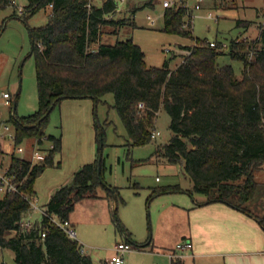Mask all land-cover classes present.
Masks as SVG:
<instances>
[{
  "label": "trees",
  "instance_id": "16d2710c",
  "mask_svg": "<svg viewBox=\"0 0 264 264\" xmlns=\"http://www.w3.org/2000/svg\"><path fill=\"white\" fill-rule=\"evenodd\" d=\"M8 6L14 7V0H0V9ZM47 7V22L28 29L35 59L37 110L24 117H16L15 112L10 115L15 144L28 138L41 146L49 114L63 100L97 103L103 95L113 94V108L131 146L151 141L162 109L169 116L172 136L157 150L167 162L181 163L193 186L185 191L178 185L153 188L148 200L178 192L201 194L208 204L224 203L253 217L264 231V216L253 214L247 206L258 189L255 174L264 168V26H259L253 40L233 39L225 48L214 41L216 46L210 47L209 42L194 39L191 11L175 4L165 8L162 31L195 43L180 45L187 55L173 54L156 67L145 64L142 48L131 38L115 44L101 42L104 34L115 33L126 24L134 26L132 17L114 18L113 0H27L19 18L26 22ZM136 10H131V15ZM12 15L18 14L14 11ZM251 23L236 20V26L245 30ZM105 27L110 28L108 32ZM224 54L242 62L241 77L230 65L217 64ZM177 57L182 60L172 67L171 61ZM45 138L52 147L43 161L32 163L10 154L9 170L19 185L16 192L0 196V257L1 251L8 249L16 264H94L81 252L82 245L50 219L69 220L76 203L97 197L95 190L104 169L101 159L98 173L102 133L96 138L97 157L79 167L69 184L51 194L40 221L31 229L19 226L35 197L36 178L53 164L54 152L61 146L59 138ZM108 191L116 199L115 188L109 186ZM119 230L134 244L122 224ZM170 264L185 262L173 257Z\"/></svg>",
  "mask_w": 264,
  "mask_h": 264
},
{
  "label": "rangeland",
  "instance_id": "374dc122",
  "mask_svg": "<svg viewBox=\"0 0 264 264\" xmlns=\"http://www.w3.org/2000/svg\"><path fill=\"white\" fill-rule=\"evenodd\" d=\"M162 1L129 0L120 5L114 18L132 17L134 26L126 24L115 33L104 34L101 42L115 44L131 38L142 48L148 66H160L173 54L187 55L179 46L192 45L195 40L162 31L165 12ZM93 3L99 5L101 2ZM26 4L27 0H14V7L0 9V131L5 124L13 129L8 122L12 113L15 112L16 117H24L37 110L35 59L31 54L28 29L44 25L49 13L40 10L23 22L19 17L24 13ZM136 8V12L131 15V10ZM263 8L264 0H204L201 9L191 10L193 37L226 45L233 39L253 40L258 35L259 26H264ZM14 11L18 15L13 16ZM208 13L213 17H208ZM255 14L257 16L254 18ZM238 19L257 21L253 27L245 30L236 26ZM109 29L105 27V31ZM181 60V57L175 58L171 66ZM217 64L230 65L235 75L241 77L242 62L224 54L217 58ZM3 92L10 95L12 103L15 100L14 109L13 105L5 106ZM62 102L51 110L44 129L45 137L50 135L59 138L61 146L54 152L53 164L46 166L36 178L34 186L37 183L39 190L36 195L42 194L40 191L50 184H69L74 171L97 157L99 143L96 138L98 132L102 133L101 159L104 169L101 184L95 190L97 197L83 199L74 206L73 215L79 220V224L75 225L76 240L94 264H107L114 255V245L118 241H126L125 235L119 230V224H122L129 238L134 241L133 249L124 255L123 264H169L167 253L175 251L176 244L184 240L179 239L174 243L175 231H180L184 223L178 219L176 212L172 215L171 211H164V206L176 198L188 199L189 195L184 192L148 198L153 188L178 185L181 190H192L193 186L183 165L167 162L157 150L172 136L169 116L161 109L154 125V131H159V136L152 138L148 144L131 146L113 108V94L103 95L97 103L91 100V109L86 115L84 111L80 115L61 111ZM76 106H70L75 108L73 112H77ZM33 142L26 138L19 145L28 151ZM51 146L52 143L45 139L40 147L43 154L47 155ZM12 151V143L7 138L2 139L0 159L4 163H9ZM28 156V153L24 155L25 158ZM256 175H259L258 181H264V168ZM109 186L115 188L116 199L109 195ZM195 195L204 197L197 193ZM252 203L258 212H264V182L259 183ZM24 216V219L35 222L41 219L40 212L36 210ZM189 252L177 257L183 259L185 264H194ZM2 260L4 264H16L13 253L8 249L1 251L0 262Z\"/></svg>",
  "mask_w": 264,
  "mask_h": 264
},
{
  "label": "crops",
  "instance_id": "0c3cea01",
  "mask_svg": "<svg viewBox=\"0 0 264 264\" xmlns=\"http://www.w3.org/2000/svg\"><path fill=\"white\" fill-rule=\"evenodd\" d=\"M44 11L49 13L50 8L47 7ZM256 16L255 14L254 18ZM253 19H245L252 22L248 29L253 27L254 22L257 21ZM72 104H77L76 111L78 113L73 112L75 108L70 107ZM91 105V99L65 100L61 103L60 108L65 113L71 112L80 115L84 111L86 115L90 111ZM78 109L81 110L78 111ZM258 176L255 174L256 181L263 183L264 181H258ZM60 183L45 186L40 191L42 192L39 195L40 198L36 195V193L39 194L37 183L33 186L36 205L39 208H44L51 194L58 187L64 185ZM177 194H184V192H178ZM247 206L253 214L259 217L264 216V212H258L252 201ZM164 209V211H171L172 215L173 212H176L178 219L184 223L180 231H175L174 243L178 242L179 239H186L191 242L192 248L189 250V256L193 258L194 264H264V231L253 217L224 203L208 204L205 197H199L195 194L189 196L188 199L183 197L173 199L164 206ZM34 211L29 209L27 214ZM69 220L75 229V225L79 224V220L73 215V212ZM168 253L167 256L169 257Z\"/></svg>",
  "mask_w": 264,
  "mask_h": 264
},
{
  "label": "built area",
  "instance_id": "2783aa9c",
  "mask_svg": "<svg viewBox=\"0 0 264 264\" xmlns=\"http://www.w3.org/2000/svg\"><path fill=\"white\" fill-rule=\"evenodd\" d=\"M116 4V12L119 11V6L128 2L129 0H113ZM204 3V0H163L162 1V7L163 8H169L172 7L175 4L182 5L186 7L189 11L193 10H199L201 9L202 5ZM21 12V9H19ZM208 17L212 18L213 15L211 13H208ZM210 47H215L216 42L211 41L209 42ZM222 48L226 47L225 43L221 44ZM2 98L4 100L5 106L11 107L12 102L10 100V95L6 92L2 93ZM139 107H142V104H139ZM2 131V132H1ZM0 131V143L2 139H8L9 142L13 145V151L12 153L15 155H21L23 157H20V159H28L32 163L40 162L45 159V154H43L41 150V146H39L36 142H33L30 151L28 152L25 148L20 146L19 144H15L16 136L14 129H11L8 125H2V130ZM159 131H153L152 132V138H155L156 136H159ZM46 138L43 137L42 140L44 141ZM52 147V146H51ZM26 153H29V156L27 158L24 157ZM15 175L10 173L9 170V163H4L2 159H0V196L4 197L8 193H13L17 191V187L19 184L14 183ZM30 209L39 211L42 216L45 214L44 208H39L36 205L35 198L30 199ZM58 228L63 230L67 236L71 239H75L77 237L76 231L74 229V226L70 222V220L65 221H59L55 217H51L50 219ZM35 221H32L30 219H24V217L19 221V226L21 229H31L34 225ZM41 237H45V233H41ZM192 248V244L189 240L184 239L183 241L179 242L176 247L175 251L169 253V258L182 257V254L186 251H189ZM133 249V244L127 241H118L114 245V255L107 261V264H123L124 261V255L131 251ZM177 251V252H176ZM81 252L85 253L83 248H81ZM178 253V254H176ZM1 263V262H0Z\"/></svg>",
  "mask_w": 264,
  "mask_h": 264
},
{
  "label": "water",
  "instance_id": "95a60500",
  "mask_svg": "<svg viewBox=\"0 0 264 264\" xmlns=\"http://www.w3.org/2000/svg\"><path fill=\"white\" fill-rule=\"evenodd\" d=\"M19 92V89L17 90L16 94ZM100 161H101V156L98 157L97 159V164H98V173H100ZM115 199V197H114Z\"/></svg>",
  "mask_w": 264,
  "mask_h": 264
}]
</instances>
